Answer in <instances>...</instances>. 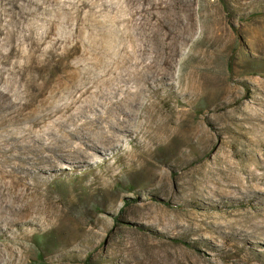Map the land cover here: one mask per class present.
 Instances as JSON below:
<instances>
[{"label": "rangeland", "instance_id": "rangeland-1", "mask_svg": "<svg viewBox=\"0 0 264 264\" xmlns=\"http://www.w3.org/2000/svg\"><path fill=\"white\" fill-rule=\"evenodd\" d=\"M143 45L115 145L40 135ZM0 187L13 264H264V0H0Z\"/></svg>", "mask_w": 264, "mask_h": 264}, {"label": "bare ground", "instance_id": "bare-ground-1", "mask_svg": "<svg viewBox=\"0 0 264 264\" xmlns=\"http://www.w3.org/2000/svg\"><path fill=\"white\" fill-rule=\"evenodd\" d=\"M146 51V45L141 46L139 50L136 47L128 50L131 56L127 61L128 64L120 72H117L106 83L100 84L97 90L92 92L88 98L80 99L69 114L63 115L64 118L61 121L55 125H51L47 130L40 133V135L50 136V134L62 132V140H66L63 148H67L72 143L74 137L85 138L90 146L95 149L100 146L115 145V142L122 138V134L132 130L130 120L126 119L132 108L147 93L149 100H152V94L157 96L162 86L161 83L166 80L168 75L167 65L170 64L173 56H169V50L165 45H161L158 48L156 52L157 57L154 60L148 61L143 68L137 69L129 65L133 63V54L137 52L144 54ZM136 62L139 63L140 60L138 59ZM59 70L61 73L55 76L56 84L61 87H69L68 83L73 82L75 79L74 74L67 69L61 68ZM137 80L144 81V87L141 90H131L126 85ZM131 93H134V95L130 96ZM41 116L45 117L46 114H41ZM79 119L82 120L81 123L78 122ZM104 122L108 125H105ZM62 134H64V137ZM60 146L62 144L58 145V147ZM75 152L81 161H85L90 155L89 148L85 147H79ZM1 195H3V192L0 187V198ZM9 207L0 205V232L10 236L12 240L11 244L5 243V250L0 248V262H4L5 264H13L19 258V251L17 250L15 240L16 232L13 231L14 226L17 224H26V222H23L24 220L21 222L17 221L18 218L15 214H12L13 210ZM9 231L12 233L7 234Z\"/></svg>", "mask_w": 264, "mask_h": 264}]
</instances>
